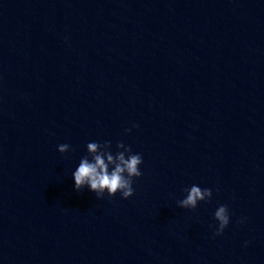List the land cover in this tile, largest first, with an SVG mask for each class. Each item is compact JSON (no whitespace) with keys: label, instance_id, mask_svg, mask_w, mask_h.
<instances>
[{"label":"clouds","instance_id":"obj_1","mask_svg":"<svg viewBox=\"0 0 264 264\" xmlns=\"http://www.w3.org/2000/svg\"><path fill=\"white\" fill-rule=\"evenodd\" d=\"M126 131H130V129ZM110 147L109 141L103 144L99 142L87 144V152L91 159H89V155L81 158L78 167L73 172L75 190L80 191L87 186L90 191L96 193L97 199L103 198L105 192L108 196H115L119 192L124 199L134 195L133 178L142 175L140 171L142 157L140 154H132L131 148L125 146L123 142L117 144V148L123 149V151H118L115 156L108 151H99L102 148ZM58 151L60 153L69 151V145H59ZM185 192L187 193L186 197L177 202L180 208L185 209H195L199 202L208 201L212 196L211 189H201L196 185L185 189ZM214 219L218 222L215 234L220 235L229 224L227 205L217 208Z\"/></svg>","mask_w":264,"mask_h":264}]
</instances>
